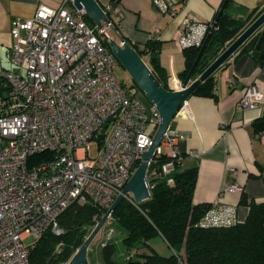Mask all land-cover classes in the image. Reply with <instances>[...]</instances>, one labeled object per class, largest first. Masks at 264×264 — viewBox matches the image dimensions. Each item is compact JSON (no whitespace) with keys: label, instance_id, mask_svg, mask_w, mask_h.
I'll use <instances>...</instances> for the list:
<instances>
[{"label":"built area","instance_id":"2783aa9c","mask_svg":"<svg viewBox=\"0 0 264 264\" xmlns=\"http://www.w3.org/2000/svg\"><path fill=\"white\" fill-rule=\"evenodd\" d=\"M66 3L71 0H62L58 8L40 4L32 16L11 21L9 57L23 70L0 69V264H28L25 239L33 240L47 228L60 234L58 216L72 202L97 205L104 213L152 144L160 123L155 104L139 98L131 78L122 82L117 76L118 61L107 44L111 39L121 46L127 42L115 28V5L106 4L107 20L90 26L83 9ZM152 4L169 17L177 12L171 0ZM214 27V21L189 20L177 44L201 46ZM262 97L250 84L237 104L255 108ZM183 139V132L169 126L163 132L145 175L149 191L150 175L171 174L182 163L177 145ZM42 152L52 156L31 159ZM160 155L167 159L150 168ZM167 182H173L171 176ZM240 188L227 182L222 190ZM125 198L136 203L130 194ZM234 222L235 207L217 203L199 220L201 226ZM111 234L109 229L102 238Z\"/></svg>","mask_w":264,"mask_h":264},{"label":"trees","instance_id":"16d2710c","mask_svg":"<svg viewBox=\"0 0 264 264\" xmlns=\"http://www.w3.org/2000/svg\"><path fill=\"white\" fill-rule=\"evenodd\" d=\"M115 1L118 0H111V3ZM220 8L214 19L215 27L193 67L192 77L198 76L260 13L257 8L249 9L234 0H222ZM85 20L90 26L94 25L88 15ZM130 45L141 57L149 49L148 66L162 86L170 88L155 51L157 43L148 41L147 50ZM107 46L110 48L109 44ZM200 47L184 48L185 68L179 73L182 80L192 67ZM2 82L0 78V90L3 89ZM214 86L213 72L200 83L194 94L214 97ZM253 126L257 132L264 131V116L256 119ZM51 156L52 152H42L31 159ZM156 159L157 162L150 168L160 165L167 158L160 155ZM181 164L171 174L158 172L149 176L152 187L148 199L139 203L127 198L120 201L113 209L111 219L113 226L124 231L120 239L122 248L118 246V237L113 236L115 228L111 224L103 226L104 233L112 229V236L102 238L91 247L92 251L88 250L91 264H264V200H248L247 215L241 222L235 221L226 226H201L199 220L210 205L192 202L197 167L182 168ZM168 176L172 177V183L167 182ZM102 214L97 205L72 202L58 216L62 228L60 234L47 228L28 244V264H65ZM156 235L165 240L171 253L163 255L151 246L149 240Z\"/></svg>","mask_w":264,"mask_h":264},{"label":"crops","instance_id":"0c3cea01","mask_svg":"<svg viewBox=\"0 0 264 264\" xmlns=\"http://www.w3.org/2000/svg\"><path fill=\"white\" fill-rule=\"evenodd\" d=\"M61 1L0 0V69L23 70L13 65L9 57L13 42L12 19L32 16L40 4L58 8ZM234 1L249 9L264 10V0ZM97 2L104 7L111 0ZM221 2L171 0L177 10L173 17L155 8L152 0H118L113 4L119 15L116 21L119 34L140 50L146 49L148 41L156 42L158 48L155 51L168 85L177 89L182 82L179 73L185 68L184 48L176 41L181 27L189 20L215 22ZM70 5L66 3L65 6ZM245 44L214 71V97L193 93L169 123L170 129L185 134V139L177 145L183 156L182 168L197 167L192 202L234 206L237 222L246 218L248 200H264V131L257 132L253 126L256 119L264 116V97L255 108H241L237 104L241 93L250 84H255L264 96V57L255 49L245 51ZM149 54L148 49L142 55L147 64ZM195 78L193 76L192 80ZM227 182L238 183L240 190H222ZM151 246L158 251L153 244ZM88 250L92 251L91 248Z\"/></svg>","mask_w":264,"mask_h":264},{"label":"water","instance_id":"95a60500","mask_svg":"<svg viewBox=\"0 0 264 264\" xmlns=\"http://www.w3.org/2000/svg\"><path fill=\"white\" fill-rule=\"evenodd\" d=\"M226 1V0H225ZM71 4L77 9H83L96 25H101V20H107L103 6L97 0H71ZM223 6L220 8L222 11ZM208 34L200 47L192 67L182 80L180 88H164L152 73L145 60L137 50L126 43L120 45L115 39H111L109 46L120 64L128 71L131 79L136 83L146 98L160 112V123L154 134L152 144L143 151L141 160L137 167L123 186L121 192L114 198L110 206L105 210L100 219L86 236L82 245L75 251L65 264H91L87 257V250L97 233L102 229L106 221L111 217L113 209L125 198L127 194L132 195L133 200L139 203L151 196L146 182V172L149 161L153 158L156 147L159 145L163 132L169 126L179 108L192 95L202 81L210 76L225 60H227L241 45L245 51L257 50L264 57V10H262L248 26L229 44L224 50L192 80V71L200 53L206 44Z\"/></svg>","mask_w":264,"mask_h":264},{"label":"rangeland","instance_id":"374dc122","mask_svg":"<svg viewBox=\"0 0 264 264\" xmlns=\"http://www.w3.org/2000/svg\"><path fill=\"white\" fill-rule=\"evenodd\" d=\"M116 71H117V76L118 78L122 81V82H126L128 78H131L128 71L125 69V67L120 64V63H117L116 65ZM138 96L140 97V99L144 102V103H148L150 102L146 96L143 94V92L138 89ZM95 153V148H94V145H92L91 147V154H94ZM113 221L110 219H108L104 225V227L107 225V224H111L113 226ZM103 227V228H104ZM115 229H113V236H117L118 239V246H120V239L123 237L124 235V231L121 229V228H116L115 226H113ZM102 228V229H103ZM100 230L97 235L95 236V238L93 239V241L91 242V244L89 245L88 249L91 248L92 244H96L98 243L101 238H102V232L103 230ZM32 241V238L31 237H27L25 239V243L29 244L30 242ZM150 243L153 244L156 249L158 250L159 253L163 254V255H168L170 253V249L168 248V245L166 244V242L163 240V238L159 235H156L154 236L153 238H151L150 240ZM122 247L120 246V249Z\"/></svg>","mask_w":264,"mask_h":264}]
</instances>
